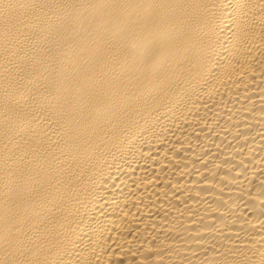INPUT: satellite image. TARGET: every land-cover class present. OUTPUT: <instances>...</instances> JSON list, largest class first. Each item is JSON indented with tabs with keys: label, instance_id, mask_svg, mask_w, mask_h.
I'll list each match as a JSON object with an SVG mask.
<instances>
[{
	"label": "bare ground",
	"instance_id": "1",
	"mask_svg": "<svg viewBox=\"0 0 264 264\" xmlns=\"http://www.w3.org/2000/svg\"><path fill=\"white\" fill-rule=\"evenodd\" d=\"M0 264H264V0H0Z\"/></svg>",
	"mask_w": 264,
	"mask_h": 264
}]
</instances>
